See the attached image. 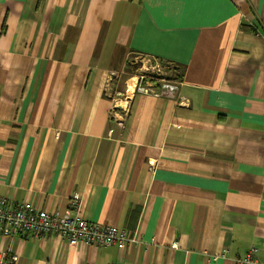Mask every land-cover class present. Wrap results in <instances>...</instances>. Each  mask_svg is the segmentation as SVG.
<instances>
[{
  "label": "crops",
  "instance_id": "0c3cea01",
  "mask_svg": "<svg viewBox=\"0 0 264 264\" xmlns=\"http://www.w3.org/2000/svg\"><path fill=\"white\" fill-rule=\"evenodd\" d=\"M131 55L188 105H112ZM74 195L126 247L0 234L10 264L264 258V0H0V196L61 216Z\"/></svg>",
  "mask_w": 264,
  "mask_h": 264
},
{
  "label": "built area",
  "instance_id": "2783aa9c",
  "mask_svg": "<svg viewBox=\"0 0 264 264\" xmlns=\"http://www.w3.org/2000/svg\"><path fill=\"white\" fill-rule=\"evenodd\" d=\"M147 58L158 61L151 57ZM130 79H133L132 92L169 98L176 97L179 104L188 105V100L179 95L177 91L180 83L172 76L162 75L155 71L153 74L141 73L128 80ZM110 84L115 85L113 81ZM117 95H119L117 90L113 91L111 95L112 105L116 106L118 103ZM128 97L126 84L124 99L121 100L126 102ZM75 197L74 195V200H70L69 209L59 216L35 208L27 201L15 203L4 196H0V234L6 237L21 236L36 239L56 235L64 239L68 245L84 243L93 247L116 246L119 249L125 248L130 241L127 232L114 226L100 225L85 220L79 213ZM71 210H75V213L72 214ZM174 246H176V243H173ZM254 251V249L248 251L242 258H238L236 263L264 264V258H257ZM17 259V254L0 250V262L10 264Z\"/></svg>",
  "mask_w": 264,
  "mask_h": 264
},
{
  "label": "rangeland",
  "instance_id": "374dc122",
  "mask_svg": "<svg viewBox=\"0 0 264 264\" xmlns=\"http://www.w3.org/2000/svg\"><path fill=\"white\" fill-rule=\"evenodd\" d=\"M155 71H158V73H161L162 75H166V74L169 76L173 75L170 71L169 66H167L161 62L154 61L150 58L140 56V55H131L130 56V63H129V65H126V70L122 74V77L124 76V79L123 80H121L122 78L119 79L118 83H115L114 86H112L110 84L112 81H108L104 88H106V91H108V89H109V91H111L112 94H113V90L114 91L118 90V92H124V90H125L124 83H125V81H127V79L132 78L135 75H140L141 73L142 74L143 73L153 74V73H155ZM122 87H123V89H121ZM116 97H117V101L120 98L124 99V95H117Z\"/></svg>",
  "mask_w": 264,
  "mask_h": 264
},
{
  "label": "bare ground",
  "instance_id": "6f19581e",
  "mask_svg": "<svg viewBox=\"0 0 264 264\" xmlns=\"http://www.w3.org/2000/svg\"><path fill=\"white\" fill-rule=\"evenodd\" d=\"M133 90V79L128 80L127 82V95L130 96Z\"/></svg>",
  "mask_w": 264,
  "mask_h": 264
}]
</instances>
